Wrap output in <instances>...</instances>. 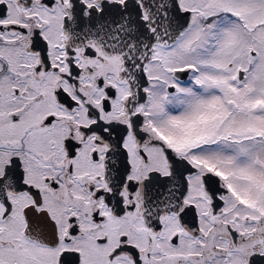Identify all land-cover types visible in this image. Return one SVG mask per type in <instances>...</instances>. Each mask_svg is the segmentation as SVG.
I'll return each mask as SVG.
<instances>
[{
	"label": "snow or ice",
	"instance_id": "snow-or-ice-1",
	"mask_svg": "<svg viewBox=\"0 0 264 264\" xmlns=\"http://www.w3.org/2000/svg\"><path fill=\"white\" fill-rule=\"evenodd\" d=\"M0 264H264V0H0Z\"/></svg>",
	"mask_w": 264,
	"mask_h": 264
}]
</instances>
